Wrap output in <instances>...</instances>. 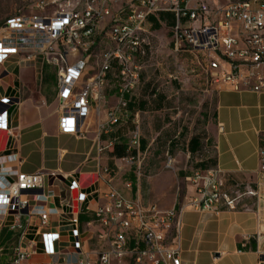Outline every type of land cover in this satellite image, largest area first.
<instances>
[{
    "label": "built area",
    "instance_id": "obj_1",
    "mask_svg": "<svg viewBox=\"0 0 264 264\" xmlns=\"http://www.w3.org/2000/svg\"><path fill=\"white\" fill-rule=\"evenodd\" d=\"M161 14L174 16L175 48L205 56L206 70L217 85L264 93V0H35L29 12L0 26V66L54 68L59 130L72 136L83 134L92 111L106 105L105 91L115 79L119 101L106 114L100 141L130 117L126 96L139 90L150 55L151 19ZM14 104L19 106L20 99H0V130L12 135L8 107ZM116 144L112 139L100 143L99 154ZM127 155L124 160L135 166L140 180L146 153L138 115ZM6 159L19 162L17 154ZM166 168H173L171 158ZM95 174L106 178L107 190L87 193L68 174L57 195L47 182L49 176L58 181L57 173L29 174L0 164V214L13 216L10 230L19 234L7 264H182L184 210L237 212L245 199L255 201L260 229L250 240L256 243L257 264H264V147L254 182L228 189L218 167L194 170L187 179L194 196L180 210L145 204L132 196L130 182L125 185L128 194L119 191L111 186L107 166ZM57 197L60 208L54 205ZM54 217L58 230L48 232ZM33 221L42 231L40 261L34 260L40 255L38 241L27 239Z\"/></svg>",
    "mask_w": 264,
    "mask_h": 264
},
{
    "label": "crops",
    "instance_id": "obj_2",
    "mask_svg": "<svg viewBox=\"0 0 264 264\" xmlns=\"http://www.w3.org/2000/svg\"><path fill=\"white\" fill-rule=\"evenodd\" d=\"M171 21L173 24H170ZM151 24L152 29H162L165 25L173 27L175 19L172 14H161L159 19L152 18ZM152 32L155 33L156 31ZM152 35L154 34L152 33ZM11 68L15 71V67L13 66H0V99L4 97L20 99V105L14 104L8 107L13 120V135L8 131L0 130V164L4 167L29 174L38 172L45 174L57 173L59 175L58 181H55L50 176L47 179L50 188L52 187L57 195H60L62 189L68 183L64 178V175L68 174L78 179L87 193H93L99 188L107 190L108 184L106 178H98L95 174L99 168L106 166L112 172L111 186L123 193H127L125 185L130 182L133 185V197L139 198L145 204H157L163 211L180 210L187 205L188 199L194 196V188L187 179L198 168V164L208 160H214V166L225 173L227 177L226 187L228 189H232L237 183L254 182L256 180V172L259 168V149L264 147L262 143L264 139V93L258 94L251 91L236 92L230 88L217 85L215 87L216 95L212 100L214 105L213 120L206 126L207 138L201 134L191 135V138L194 136L202 137L199 140L198 146H202L203 149L197 151L196 154H191L188 149L190 138L186 145L187 154L185 153L190 159L187 168L182 170L168 169L164 162V167L162 166L154 170L152 173L146 175V177L142 168L143 177L138 180L135 174V166H130L124 159L128 156L127 144L130 133L135 128V117L138 115L141 131V115L145 114L149 109V102L138 97L139 90L134 95L126 96L128 107L134 98L137 101L145 102V108H135L134 111L128 108L129 119L117 128V130L119 127L123 128L119 136L124 137L126 140V155L123 158L111 155L113 147L100 153L98 159L97 157L94 159V161L98 160L95 164L96 168L90 165L94 164V161L88 162V166L81 171H78L76 168H66L63 166V156L60 157V162L54 165V169L48 168L45 163L31 166L27 163L25 152L26 148H28V145L25 144V139L27 138L26 120L28 116L27 112L23 113L25 102L20 94L23 80L11 71ZM5 70H8L9 73H6ZM38 77L39 75L36 74V81ZM109 92L113 94L111 91ZM118 101L116 89L115 94L109 96V102L105 106L92 111V114H98L100 120L104 119V122L99 127V131L101 126L106 122L108 110L117 105ZM163 104L164 99L161 98L157 108L162 109ZM105 107L107 108L105 109ZM93 123L94 121L91 117L84 128L88 125L91 126ZM54 125L57 131L56 137H75L78 140L79 137H83V134L78 136L62 134L59 130V114ZM158 133L160 134V130ZM111 135H103L105 138L102 139L101 137L99 144H103L111 139L117 140V144L121 143L119 136L116 135L112 138ZM205 142H208L212 146V157H208L207 155L205 157L199 156L205 153ZM85 144L87 145V149L81 152V155L86 161L91 154V145ZM149 144L147 139L141 137V149L146 155L149 154ZM174 144L171 142L169 145V149L173 153V149L176 147ZM60 151L59 149V153ZM12 154L18 155L19 162H8L6 157ZM101 154L103 155L102 158ZM178 155L173 154L175 159L178 158ZM144 178L145 180L143 181L142 179ZM142 189L147 190V199L142 196ZM96 201L97 199H95V203ZM100 203H103V201H100ZM54 205L60 208L59 197L55 199ZM241 207L237 212H222L219 214L185 209L182 216L183 228L181 232L182 264H257L256 243L250 240L260 229V223L255 215V201L253 199H245ZM23 221L26 223L25 219ZM56 221V217H54L50 229L47 230L48 232L54 233L58 230ZM12 223V215L0 214V264L9 263L19 243V234L10 230ZM41 233L42 231L38 229V221H33L27 239L38 241L40 255L34 258L35 261L43 260L41 256ZM247 239L249 240L246 241ZM244 244L245 247H243Z\"/></svg>",
    "mask_w": 264,
    "mask_h": 264
},
{
    "label": "rangeland",
    "instance_id": "obj_3",
    "mask_svg": "<svg viewBox=\"0 0 264 264\" xmlns=\"http://www.w3.org/2000/svg\"><path fill=\"white\" fill-rule=\"evenodd\" d=\"M34 1L0 0V23L14 15L29 12ZM152 28L149 40L150 55L144 64L142 81L137 94L140 99L149 102L148 111L141 115V137L150 143L149 154L143 162L145 177L167 165L168 157L173 159L172 170L187 168L190 159L186 155V145L193 134H201L207 138L206 126L213 120L212 100L216 95L215 87L217 86L206 70L208 62L205 56L200 53H191L185 47L178 50L175 48L173 27L165 25L162 29ZM11 71L23 80L20 94L25 102L23 113L27 112L28 116L25 139V144L28 145L25 151L27 163L31 166L45 163L48 168L54 169V165L58 164L60 157L63 156L64 167L81 171L88 166V162L91 163L96 157L98 159L99 127L104 122V119L100 120L98 114L91 115L94 123L84 128L83 137H79V140L75 137H56L55 135L57 131L54 124L58 117V103L55 95L56 70L52 67L46 69V74L52 78L50 81L52 85L48 84L45 87L41 83L45 73L44 68L38 67L36 71L25 68L18 70L15 68L14 71L11 68ZM35 73L39 75L37 81ZM110 80L105 91L107 103L109 96L115 94L118 86L115 79ZM161 98L164 99L163 108L158 109ZM84 142L91 145V154L87 162L81 155V152L87 149ZM171 142L176 146L173 149L174 153L169 149ZM204 145L205 153L199 156L212 157V146L208 142ZM173 154H179L178 158L175 159ZM100 156L103 157L102 154ZM97 162L98 160L90 165L94 168ZM160 163L162 164L159 165ZM142 180L144 181L145 178ZM141 193L145 199L148 198L147 190L142 189Z\"/></svg>",
    "mask_w": 264,
    "mask_h": 264
},
{
    "label": "trees",
    "instance_id": "obj_4",
    "mask_svg": "<svg viewBox=\"0 0 264 264\" xmlns=\"http://www.w3.org/2000/svg\"><path fill=\"white\" fill-rule=\"evenodd\" d=\"M163 16H164V15H163ZM3 22H4V21H2V22L0 23V26L3 24ZM170 24H173L172 21L170 22ZM47 68H48L47 66L44 67V69H45V73H44V76H43L42 81H41L42 86H44V87H45V85H48V84H49V85H52V84L50 83V81L52 80V78H51L49 75L46 74V69H47ZM55 95H56V92H55ZM145 104H146L145 102L137 101V100H135V99L133 98L132 101L129 103V107H128V108H129L131 111H134L135 108H141V109H144L145 106H146ZM120 125H121V124H120ZM120 125H118V126H120ZM118 126H117V128H118ZM117 128H116L114 134L111 135L112 138H114L116 135H117V136L121 135V133H122V129H123V128H122V127H121V128L119 127L118 130H117ZM101 137H102L103 139L105 138L103 135H102ZM119 137H120V136H119ZM201 138H202L201 136H194V137H192L191 140L189 141L188 149H189V151L191 152V154H196L197 151L203 149L202 146H198V144H199V140H200ZM119 141H120L121 143H120V144H116V145L114 146V148H113V152L111 153V155L116 156L117 158H123V157L126 155V140H125L124 137H120V138H119ZM262 143H263V145H264V139L262 140ZM143 146H145V145L143 144ZM206 162H207V163H206ZM206 162H203V163H201V164H198V165H197L198 169H209V168L215 167V166H214V164H215V163H214V160H208V161H206ZM14 252H15V250H14ZM14 252H13V255H14Z\"/></svg>",
    "mask_w": 264,
    "mask_h": 264
}]
</instances>
